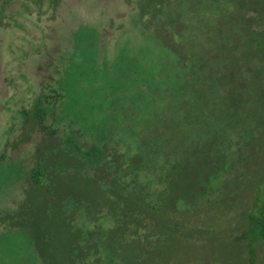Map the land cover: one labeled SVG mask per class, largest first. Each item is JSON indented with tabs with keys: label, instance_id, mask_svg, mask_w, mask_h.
Wrapping results in <instances>:
<instances>
[{
	"label": "rangeland",
	"instance_id": "obj_1",
	"mask_svg": "<svg viewBox=\"0 0 264 264\" xmlns=\"http://www.w3.org/2000/svg\"><path fill=\"white\" fill-rule=\"evenodd\" d=\"M70 135L103 148L90 177ZM263 186L264 0H0V264H73L77 221L117 264H243ZM68 196L91 207L46 213Z\"/></svg>",
	"mask_w": 264,
	"mask_h": 264
},
{
	"label": "trees",
	"instance_id": "obj_2",
	"mask_svg": "<svg viewBox=\"0 0 264 264\" xmlns=\"http://www.w3.org/2000/svg\"><path fill=\"white\" fill-rule=\"evenodd\" d=\"M62 88V86H61ZM58 95V94H57ZM64 96V94H62ZM46 98H44L42 95H40L38 98H36L31 106L30 109H21L20 114L23 118L24 125H28L32 120L35 121L37 124H43L44 120L46 118L47 111L49 109L48 106H45ZM61 146L63 150L66 151L67 155L70 157L77 159V161L81 162L86 166L85 171L83 172L84 176H91L90 172L94 168H97L99 165H101L103 161V148L97 145H92L89 147H82L78 141L74 139L72 135L66 136L63 141L61 142ZM231 155V154H227ZM141 169H138L137 171H140ZM136 170L134 172H137ZM45 168L41 165L38 167H35L31 173H30V179L32 182V185L34 188H41L43 180L45 179ZM135 182L139 179V176L135 175ZM138 183V182H137ZM103 186H105L103 183ZM139 186V184H136ZM44 186H47V183L44 184ZM70 194L72 196H77L76 190L74 189L70 191ZM39 201V199H37ZM80 202H77L73 200L71 196H68V199L66 200L65 205L62 207V209H57L53 205H48L46 210V213L50 215L53 212H57L62 218L63 221L67 222L66 216L69 214L75 206L82 207V210L85 208L82 206L83 204H89L88 207H91V203L86 201L85 197H82L79 199ZM40 202V201H39ZM83 211L80 213L79 216H82ZM47 215V216H48ZM248 219V228L246 231H244L240 237L239 240L244 242L246 244L247 250H248V258L247 261L243 264H255V251L258 244L261 245L263 251H264V186L260 193L257 194V196L254 199L252 208L250 213L247 216ZM65 222V223H66ZM68 223V222H67ZM101 221L98 226V231L94 234L93 239L96 242V245H94L93 249L89 248L85 241H90L89 238V232H86L87 224L84 222L77 221L76 225H81L84 231V235L82 238L81 248L79 250L74 251L72 254L70 253V256L73 259H76V262H73V264H95L94 258H98L99 255L102 256L101 259H105L108 263L107 264H117L116 262L119 261L118 256L114 255V253H111V250L104 245V237L106 235V231L104 229V226ZM41 227V224L37 220V230ZM45 230L37 231V242L44 238L48 237L49 230L44 228ZM79 244V245H80ZM89 252L90 257L84 258V255L87 254L86 252ZM104 256V257H103Z\"/></svg>",
	"mask_w": 264,
	"mask_h": 264
}]
</instances>
